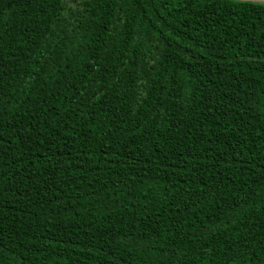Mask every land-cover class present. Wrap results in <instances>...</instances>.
Returning a JSON list of instances; mask_svg holds the SVG:
<instances>
[{"label": "trees", "instance_id": "1", "mask_svg": "<svg viewBox=\"0 0 264 264\" xmlns=\"http://www.w3.org/2000/svg\"><path fill=\"white\" fill-rule=\"evenodd\" d=\"M0 264H264V2L0 0Z\"/></svg>", "mask_w": 264, "mask_h": 264}, {"label": "rangeland", "instance_id": "2", "mask_svg": "<svg viewBox=\"0 0 264 264\" xmlns=\"http://www.w3.org/2000/svg\"><path fill=\"white\" fill-rule=\"evenodd\" d=\"M255 1H261V2H264V0H255Z\"/></svg>", "mask_w": 264, "mask_h": 264}]
</instances>
